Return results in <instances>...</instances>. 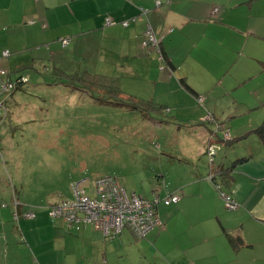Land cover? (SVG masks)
Returning <instances> with one entry per match:
<instances>
[{"label":"crops","instance_id":"1","mask_svg":"<svg viewBox=\"0 0 264 264\" xmlns=\"http://www.w3.org/2000/svg\"><path fill=\"white\" fill-rule=\"evenodd\" d=\"M156 1L0 0V56L15 55L10 65L24 59L33 66L46 56L43 48L58 51L57 40L70 37L72 49L92 48L99 52L98 74L117 77L118 62L129 76L138 69V73L146 70L152 74L155 53L141 45L149 23L165 57L166 69L159 70L157 76L177 88L173 95H199L211 87H220L231 93L227 99L232 105L245 106L240 114L249 118L237 124L230 121V140L222 141L218 133L211 136V124L197 121L203 112L197 102H176L178 111L194 113L185 114L189 117L187 124L178 125L185 140L175 154L177 159L172 160L185 167H178L180 176H169L173 185L160 195L179 192L181 197L177 203L158 206L163 228L152 229L138 243L133 238H119L118 247L132 244L135 253L151 259L152 264H264V146L253 131L264 120V26L251 27L246 18L247 13L258 14V10L264 17V0H159V8L155 7ZM140 7L148 9L146 16L140 14ZM214 7L219 10L213 15ZM132 16H136L134 23L127 27L119 24ZM23 17L33 18L34 22L29 23L33 25H21ZM105 17L117 23L107 26ZM229 32L235 35L229 36ZM14 35H18L17 40ZM179 43L191 47L176 52ZM3 50H8L9 55L2 56ZM194 50L205 58L195 56ZM187 58L197 67V74L183 70ZM23 68V64H17L7 73L11 78L25 76L20 72ZM119 83L123 88L120 78ZM252 90L257 96L250 102L251 95L246 94ZM213 105L206 103L217 120L233 116L234 111L226 116L221 114L224 107L214 109ZM258 107L262 110L255 111ZM156 111L161 112L150 109ZM210 137L221 145L212 163L205 156ZM223 170L225 178L220 174ZM209 173L235 199L236 208H225L214 181L207 179ZM20 185V191L14 184L12 190L10 178L1 175L0 264L108 263L119 235L109 240L90 225L76 230L61 218L51 219L47 205L57 201L41 204L25 195V181L20 180ZM14 197L20 202V212L33 211L35 217L15 220ZM130 233L125 232V237ZM160 253L163 259L155 256Z\"/></svg>","mask_w":264,"mask_h":264},{"label":"rangeland","instance_id":"2","mask_svg":"<svg viewBox=\"0 0 264 264\" xmlns=\"http://www.w3.org/2000/svg\"><path fill=\"white\" fill-rule=\"evenodd\" d=\"M25 17L21 19V25H33L29 24L33 18ZM246 18L251 27L256 24L264 26V21L261 23L263 12L259 10L258 14L247 13ZM230 35L235 34L229 32ZM13 37L18 39V35ZM56 43L58 51L52 47L50 50L43 48L47 52L46 56L41 62H34L33 66H28L24 59L10 65L15 55L0 56V69L9 71L8 68L13 70L17 64H23L24 68L20 72L28 79L20 88L0 92V178L5 174L10 178L11 189L14 184L19 191L22 189L20 180L25 181V195L41 204L51 199H73L71 181L81 178L92 181L105 175L115 177L128 192L147 198L152 196V189L159 194L171 189L173 184L169 176L173 179L180 176L178 167H185L172 161L177 159L175 154L180 152L181 141L185 140L178 125L187 124L189 117L185 114H194L193 111H178L175 103L195 101L197 105L196 95H173L177 88L158 78L159 70L166 68L163 62L156 59L153 65L155 73L147 74L146 70L138 73V69L132 76L124 73L122 62H118L116 78L118 83L120 78L123 87L118 89H124L127 94L102 92L97 89L95 82L89 85L94 80L92 75L98 72L99 52L92 48L72 49L70 43L63 46L59 40ZM190 47L189 44L179 43L175 49L179 52L181 48L186 50ZM194 54L205 58L196 50ZM31 56L32 52H29ZM55 66V69L73 75L83 77L84 72H88L89 76L86 74L84 79L74 78L62 82L53 75ZM183 70L198 73L189 58ZM3 79H7V74ZM112 90L115 88L112 87ZM105 95L110 96H106L110 100H102ZM230 95V92H224L220 87H211L199 94L203 96V102L197 106L203 112L198 115L197 121L204 123L202 119L207 113L216 116L212 108L206 106L207 102L214 103V109L224 107L221 114L226 116L234 111L228 120L216 119L224 127H229L232 120L237 124L248 119V115L240 114L245 106H241V103L232 105L227 99ZM246 95H251L250 102L257 96L255 90ZM146 104L161 107V112H150ZM165 106L170 107L169 111H166ZM261 110L262 107H258L255 111ZM211 125L214 131V125ZM218 136L223 138L221 131ZM21 162L24 167H21ZM215 181L221 184L217 177ZM225 190L223 185L222 191L227 193ZM217 193L220 196L219 191ZM223 204L225 206L224 201ZM13 205L17 212V205ZM126 230L131 232L127 228L123 231ZM124 233L114 240L115 253L106 264H152L151 259L145 260L135 253L132 244L124 243L122 248L118 247L119 238H133L138 240L137 243L146 239L139 240L132 232L129 237H125ZM155 256L162 258L161 253Z\"/></svg>","mask_w":264,"mask_h":264},{"label":"built area","instance_id":"3","mask_svg":"<svg viewBox=\"0 0 264 264\" xmlns=\"http://www.w3.org/2000/svg\"><path fill=\"white\" fill-rule=\"evenodd\" d=\"M160 6L161 2L156 1L155 7L159 8ZM218 10L217 7H214L212 10L213 15ZM147 11L148 9L140 7L141 15L146 16ZM135 21L136 16H132L120 21L119 24L127 27ZM33 22L34 20L29 21V23ZM116 23L113 18L105 17V25L110 26ZM58 40L63 46L71 42L70 37H60ZM141 45L146 48L150 47L151 51L155 53V59L164 63L165 57L160 46V40L149 23H147L143 32ZM2 53L4 56L9 55L8 50H3ZM6 74L7 79L4 80L3 76ZM0 82V92H8L14 90L19 84L27 82V77L11 78L6 70L0 69ZM195 99L199 105H202L203 96L196 95ZM166 111H169V109L166 108ZM202 122L214 125L215 130L211 135L213 138L221 131L223 136L221 140H230V129L219 123L212 114L207 113ZM220 149V143L212 141L210 137L205 149L209 163L214 161L216 153ZM214 176L209 173L207 179L213 182ZM70 186L73 199L49 203L47 205L49 217L51 219L61 218L68 226L74 227L76 230L90 225L101 231L103 236L109 240L115 239L125 228L129 229L137 239L145 238L149 231L163 225L157 211L159 204H174L181 197L179 192L168 193L164 196H161L158 192H153L152 196L147 198L135 192H128L118 183L115 177L109 175L96 177L92 181L87 178L74 180L70 183ZM214 186L219 191L227 209L231 210L237 207L238 204L235 199L223 192L220 185L215 181ZM13 204H18L16 197L13 198ZM20 217L31 219L35 217V213L29 210L20 213L15 212L14 219L18 220Z\"/></svg>","mask_w":264,"mask_h":264},{"label":"trees","instance_id":"4","mask_svg":"<svg viewBox=\"0 0 264 264\" xmlns=\"http://www.w3.org/2000/svg\"><path fill=\"white\" fill-rule=\"evenodd\" d=\"M3 55V53H2ZM85 75L88 74L87 76H89V73L88 72H84ZM53 75L56 77V80H60V81H65L67 79H74V78H80V79H84V76L81 77L80 75L78 74H75L73 75L72 73H68L62 69H55L53 71ZM92 77L94 78V80L92 82L89 83V85L93 84V82H95L94 84L96 85L97 89L102 91V92H107V93H114V94H118V93H123L122 90L118 89L119 86V83H118V80L116 77H113V76H105V75H101V74H98V73H94V75H92ZM28 81V79H27ZM85 82V80H84ZM87 82V81H86ZM85 82V83H86ZM112 87L115 88V90H112ZM110 98V96L108 95H105L104 98L102 100H110L108 99L107 97ZM146 106H149V109H156V110H161V107L157 108V105H148L146 104ZM254 133L258 136V138L261 140L263 146H264V120L261 122V124H259L254 130ZM221 176L223 178H225V174H226V171L223 170L222 172H220ZM18 200V199H17ZM20 204H19V201H18V204H17V208L19 210V207ZM17 210V212H18ZM19 213V212H18Z\"/></svg>","mask_w":264,"mask_h":264},{"label":"water","instance_id":"5","mask_svg":"<svg viewBox=\"0 0 264 264\" xmlns=\"http://www.w3.org/2000/svg\"><path fill=\"white\" fill-rule=\"evenodd\" d=\"M16 78H17V77H16ZM20 85H22V84H19L18 86H20ZM18 86H17V87H18ZM17 87H16V88H17ZM16 88H15V89H16Z\"/></svg>","mask_w":264,"mask_h":264},{"label":"bare ground","instance_id":"6","mask_svg":"<svg viewBox=\"0 0 264 264\" xmlns=\"http://www.w3.org/2000/svg\"><path fill=\"white\" fill-rule=\"evenodd\" d=\"M2 56H4V55H2Z\"/></svg>","mask_w":264,"mask_h":264}]
</instances>
